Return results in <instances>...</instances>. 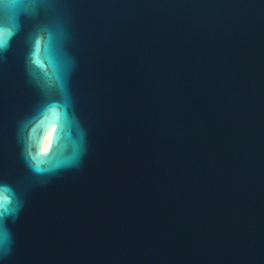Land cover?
I'll return each instance as SVG.
<instances>
[{
	"label": "water",
	"instance_id": "water-1",
	"mask_svg": "<svg viewBox=\"0 0 264 264\" xmlns=\"http://www.w3.org/2000/svg\"><path fill=\"white\" fill-rule=\"evenodd\" d=\"M36 2L0 3L2 264H264V0Z\"/></svg>",
	"mask_w": 264,
	"mask_h": 264
},
{
	"label": "snow or ice",
	"instance_id": "snow-or-ice-1",
	"mask_svg": "<svg viewBox=\"0 0 264 264\" xmlns=\"http://www.w3.org/2000/svg\"><path fill=\"white\" fill-rule=\"evenodd\" d=\"M0 3L3 4L5 9L14 10L16 8H19L21 6H27V5H21L18 3V0H0ZM32 3H35L37 7L39 6L36 0H32ZM54 24H42L39 27H37L31 34L30 42L34 43L37 47L40 45L41 40L37 39V35L39 33H48L51 35L52 29ZM16 21L14 18H9L6 20L3 24H0V59H3L7 55L9 45V38L13 35V32L18 28ZM47 107H54L52 104L46 105ZM31 153L28 152L24 155L25 161L29 163L32 167L36 169V171H40L38 165H33L31 163V160H28V156H30ZM37 157L32 156V160H36ZM21 183L23 184L25 182V177H20ZM11 195V190L2 182H0V209L7 208L9 205V196ZM0 238H3L2 234H0Z\"/></svg>",
	"mask_w": 264,
	"mask_h": 264
},
{
	"label": "clouds",
	"instance_id": "clouds-1",
	"mask_svg": "<svg viewBox=\"0 0 264 264\" xmlns=\"http://www.w3.org/2000/svg\"><path fill=\"white\" fill-rule=\"evenodd\" d=\"M21 7H29L28 5L27 6H21ZM30 7L32 8H36L37 5L35 3H32L30 5ZM10 211H13V209H10V208H3V209H0V217H2L4 214L10 212ZM10 251V248L5 245L3 246L2 248H0V264H2V261H3V256L4 255H7V253Z\"/></svg>",
	"mask_w": 264,
	"mask_h": 264
},
{
	"label": "bare ground",
	"instance_id": "bare-ground-1",
	"mask_svg": "<svg viewBox=\"0 0 264 264\" xmlns=\"http://www.w3.org/2000/svg\"><path fill=\"white\" fill-rule=\"evenodd\" d=\"M53 128L49 129L44 137V140H43V144L42 146H44L45 148H47V145H48V139H49V133L50 131H52Z\"/></svg>",
	"mask_w": 264,
	"mask_h": 264
}]
</instances>
